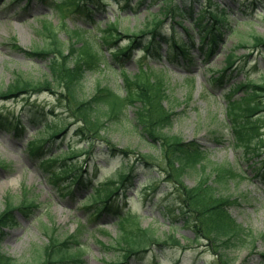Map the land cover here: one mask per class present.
I'll list each match as a JSON object with an SVG mask.
<instances>
[{"label":"rangeland","instance_id":"rangeland-1","mask_svg":"<svg viewBox=\"0 0 264 264\" xmlns=\"http://www.w3.org/2000/svg\"><path fill=\"white\" fill-rule=\"evenodd\" d=\"M138 0H131V10H122L115 2L106 6H98L100 9L93 11L94 19H90L86 11L71 14L66 20L68 27H77L87 31L86 38L91 42L98 41L103 36L102 30L106 29L114 20L119 18L120 28L123 31L139 32L146 28L151 20L149 12L159 11L164 5V0H145L143 4ZM176 5L182 2V6L189 11L190 2L185 0H169ZM224 3L240 4L243 0H215ZM12 0H4L0 3V90L7 87L13 81L16 74H22L35 80L48 77V62L31 59L24 52L44 47L48 43V33L45 23H53L59 34V39L68 46L70 34L59 27V18L54 9L47 8L43 3L34 0L28 7L24 3L14 7L9 3ZM92 4L88 3L91 8ZM26 6V4H25ZM229 9V6H228ZM197 11V7H195ZM247 14L239 10H228L232 30L226 31L224 42L218 50L206 56L200 50L199 33L190 30L192 38L183 31L180 25L174 24L168 17L165 31L176 29L179 39H193L195 45L190 47L193 62L187 63L168 46L156 43V52L144 57L142 50H135L131 58H125L121 62H114L113 52L108 44H102V53L108 63L96 72H85L82 80L83 93L91 97L98 87H107L123 93V78L120 73L124 67L127 73H138L143 64L148 63L151 70L159 75L161 70L165 76L167 98L165 106L174 115V123L169 133L183 140H197L206 151L207 158L204 161L205 168L200 173L195 171L183 172L180 175L182 182L189 187H195L203 182H211L222 196L230 197L234 204L229 212L237 223L252 232L255 240L253 246L248 243L238 245L229 250L228 254L232 264H264L261 254L264 253V166L260 161L264 160V147L256 152L245 150L234 143L231 125L227 114V96L234 82L245 80H258L264 76V58L260 51L251 48H237L240 39L251 40L254 34L264 37V15L261 6L247 9ZM135 12V13H134ZM129 16L128 18H123ZM190 28L187 18L176 17V21ZM95 21V22H94ZM236 29L235 32L233 30ZM230 31V32H229ZM16 43L23 50L13 46ZM94 44V43H93ZM113 45V42L111 43ZM95 45V44H94ZM115 45V44H114ZM126 45V40L116 43V48ZM115 47V46H114ZM235 51V63L226 70L227 56L230 50ZM246 55L245 57H241ZM216 78V79H214ZM222 78V83L215 86L213 83ZM241 95V91L234 93L233 98ZM36 103L33 109L36 117L51 125H64L74 122L71 114L58 108L56 98L51 93H44L27 99L26 97L6 99L0 95V112L10 116H23L27 119L29 112H24L25 103ZM54 110L51 114V110ZM128 119L121 122H110L106 128V136L120 148L133 149L132 161L139 155H151L155 157L159 152L153 142L143 137L131 124L134 117L133 109L127 111ZM35 116V115H34ZM27 134L17 138L0 131V214L4 211L5 201L8 196L19 203L23 197L34 204L30 217L18 215V225L13 229H7L0 237H3L1 250L21 264H37L38 255L49 243L50 237L55 235L63 240L75 235L82 246L85 264H108L118 257L115 239L118 237L119 228L113 217L106 215L102 219L96 217L98 207L87 203L90 195L101 181L111 177L123 162L122 158H110L104 156L92 166L87 168L91 176L90 185L70 186L69 179L56 180L48 178L38 162H35L27 152L28 141L39 138L38 130L42 124L28 125ZM57 140L55 152L62 148L86 146L81 139L75 137L74 130ZM264 133V130H263ZM96 144H102L96 141ZM84 155L70 161L75 166H81ZM11 163L12 165L6 164ZM69 163V162H68ZM129 163L130 161H125ZM58 166V165H57ZM50 174V173H49ZM147 178L155 179L159 184L160 192L144 194ZM175 182L166 181V175L159 168L147 170L139 168L134 178V189L128 191L121 202L127 201V209L132 216L139 217V223L143 228H152L162 240H170L173 235L172 224L177 226L174 236L179 239L182 235L183 248L166 251L155 250L157 255L151 254L145 258L147 264H218L214 248L206 241L193 242L194 235L185 227L184 222H174V217L165 213V206L172 203L174 206ZM68 187V188H67ZM96 219V220H95ZM132 223L126 226L132 227ZM131 225V226H130ZM181 241V240H180ZM115 247V249H113ZM252 251V252H251ZM134 260L131 264H145Z\"/></svg>","mask_w":264,"mask_h":264},{"label":"trees","instance_id":"trees-1","mask_svg":"<svg viewBox=\"0 0 264 264\" xmlns=\"http://www.w3.org/2000/svg\"><path fill=\"white\" fill-rule=\"evenodd\" d=\"M81 1L57 2V0H52L51 4L58 8L61 16L65 15V7L70 3H74L72 5L79 11L83 7L85 8L86 3ZM115 1L120 4L125 3L124 9L129 8L127 2ZM143 1L140 0L141 3ZM185 1L190 2L191 9L189 11L185 9V6H182L181 1L174 6L172 3H168L166 9L162 8L160 13H153V27L148 24L147 29L139 34L123 35L118 29V24L114 23L103 31V40L106 44H111L114 38L117 41L121 40L122 35L129 39L128 46L116 49V60L130 57L133 49L143 44H146L145 52H150L152 43L157 38H161L158 40L178 49L184 57L189 58V49L195 45L193 39H179L177 34L180 33L175 29V34L168 36L160 31L165 19H160L158 15L164 14L168 17L172 14L173 16L187 17L192 30L200 35L201 51L206 56L214 54L223 44L226 31L233 28L227 5L215 0ZM85 2H92L94 7L98 8L102 2H111V0H88ZM258 5H264V0H247L240 6L247 9L256 8ZM195 7L199 8L198 11L195 10ZM86 8L89 9L88 6ZM262 20H264V15ZM178 24L183 27L188 38H192L190 29L183 26L182 23ZM46 30L48 43L44 47L29 52L25 51V53L31 59L48 62V77L35 80L22 74H16L13 81L0 90V95L6 99L20 96L29 98L49 92L56 97L58 107L64 109L69 115L71 114L70 118H73L74 122L60 127L59 130H57L58 125L47 124L48 137L45 139L41 137L42 141L31 142L28 147L30 156L38 162V165L48 173L50 178L58 176V169L55 165L61 162L63 167L59 170L60 176L64 179L69 176L70 184H82L86 181L84 178L85 169L94 166L98 159L104 156L123 159L124 163L119 165L116 170V178L111 177L110 180L101 183L94 195H91V200L87 202L95 204V209L98 207L96 214L99 218L106 213L117 218L120 231L114 241L120 255L117 257V261H111L108 264H122L120 260L130 262L133 258L142 261L157 248L182 246L181 241L176 239L174 234L169 237L172 243H167L162 241L154 230L144 229L139 223L138 216L128 214V211L124 210L117 200L120 195H125L124 192L126 193L130 186H134V177L139 172V168L147 170L159 168L162 174L166 175V181L175 182V206L166 208V211L175 216V221H184L185 226L194 232V241L206 240L208 245L214 248L218 264H232L228 252L238 245L248 243L253 246L251 250L254 251L257 238L253 236L252 232L237 223L229 212L230 206L234 204L233 199L217 193L210 181H205L195 187H189L182 182L180 175L183 172L191 170L200 173L201 169L205 168L204 161L207 158V153L196 140L186 141L169 133L174 123L175 113L164 104L167 98L164 77L153 76L149 72L148 66L134 75L123 70V94L107 87H99L93 96L86 97L82 88L85 72L100 70L106 61L100 49L97 48V41L91 42L90 39L85 38L86 34L80 29H76L70 30L72 42L66 46L59 39L52 24L50 27H46ZM235 31L234 29L233 32ZM145 40H149V42ZM237 47L251 48L264 53V37L254 34L250 41L241 39L237 43ZM235 58V50H232L228 55L226 70L234 64ZM217 81L221 83L222 79ZM234 87L233 85L232 93L228 95V121L231 125L234 143L247 151L256 152L259 148L264 147V77L256 81L246 79ZM238 91H241L242 94L233 98V93ZM35 107V104L28 103L24 110L31 109V123L37 124L41 120L36 119L33 110ZM130 108L134 113V117L131 118L132 126L136 127L143 137L157 145L159 153L155 157L148 154L139 155V158L132 161L133 149L120 148L106 136L105 130L108 123L128 119L127 111ZM50 112L53 114L54 109ZM71 126H73L75 136L80 138L86 146L70 147L67 150L62 148L58 153H55V141L66 135ZM0 130L21 137L27 131V124L22 117H12L0 112ZM96 141H101L102 144L98 145L95 143ZM81 155L85 156L81 166L78 167L70 163L72 159ZM125 161H130V164H126ZM155 182V179L147 178L146 193L159 190ZM5 202V210L0 214V235L3 234L4 229L17 226V213L30 217L34 207L28 197H23L19 203H15L11 197H8ZM130 222L133 226H126ZM3 237L4 235L0 237V246ZM261 257L264 262V254ZM0 264L21 263L4 253L0 248ZM37 264H85L77 237L72 235L61 240L52 235L49 243L38 255Z\"/></svg>","mask_w":264,"mask_h":264}]
</instances>
